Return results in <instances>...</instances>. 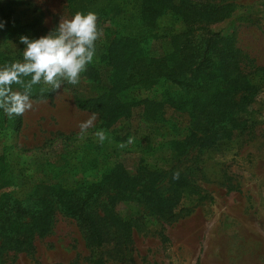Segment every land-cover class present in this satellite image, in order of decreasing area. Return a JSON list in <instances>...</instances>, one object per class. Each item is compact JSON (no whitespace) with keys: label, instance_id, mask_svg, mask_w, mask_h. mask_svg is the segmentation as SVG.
<instances>
[{"label":"rangeland","instance_id":"374dc122","mask_svg":"<svg viewBox=\"0 0 264 264\" xmlns=\"http://www.w3.org/2000/svg\"><path fill=\"white\" fill-rule=\"evenodd\" d=\"M5 1L18 3L16 14L23 22L41 17V26L47 31L36 38L54 29L61 19L73 16L67 0ZM212 2H230L233 6L226 19L211 30L235 39L255 65L264 67V0ZM97 23L103 29L96 42L97 55L81 74L79 83L64 82L62 89L51 97L32 98L33 108L22 114L20 130L15 129L14 117L4 129L0 128V157L17 174L11 185L2 186L0 193L12 190L15 184L23 189L29 176L38 179V174L44 176V169H49L50 164L63 163V155L68 159L67 173L61 176L66 179L65 188L74 190L78 183L94 187L100 183L106 167L116 162L131 171L141 163L164 165L162 155L167 151L161 143L184 137L187 113L168 110L171 117L178 118L177 132L181 135H177L169 123L149 121L141 106H136L127 120L115 121L110 128L103 125L99 113L78 106L77 99H87L110 87L113 70L102 56L117 26L109 21ZM182 30L184 23L167 14L146 43V50L152 55L171 52L169 32ZM15 39L16 36L4 40L0 35V50L19 60L22 48ZM91 66L101 80L93 79ZM188 78L183 76L184 80ZM255 80L261 81L262 86L240 117L241 130L210 148H194L187 158L186 154L181 156L179 167L184 169L192 164V179L198 189L182 197L173 218L165 220L143 202L129 198L116 204L118 215L133 218L135 225L132 241L124 243L116 253H105L107 264H264V70L257 71ZM165 89L182 86L167 81L153 90L131 89L128 96L136 100L155 97ZM13 91L22 90L15 87ZM93 114L96 120L82 140L79 126ZM233 122L234 118H230L229 128ZM97 131L105 133L107 139L103 143L95 137ZM99 150H103L100 155ZM90 252L75 219L58 211L50 233L35 241L32 252L9 251L0 256V264H89Z\"/></svg>","mask_w":264,"mask_h":264},{"label":"trees","instance_id":"16d2710c","mask_svg":"<svg viewBox=\"0 0 264 264\" xmlns=\"http://www.w3.org/2000/svg\"><path fill=\"white\" fill-rule=\"evenodd\" d=\"M67 1L71 15L93 12L97 22L109 21L117 26L102 56L113 70L110 87L87 99H77L78 106L99 113L107 128L115 121L127 120L133 109L141 106L149 121L169 123L177 135H181L177 132L178 118L171 117L168 110L187 113L184 137H172L161 143L167 151L162 155L164 165L141 163L131 171L123 163L116 162L106 167L100 183L94 187L82 181L84 185L78 183L74 190L65 188L66 179L61 176L67 173L68 159L63 155V163L50 164L49 169H44V176L38 174V179L29 176L23 189L15 184L12 190L0 193V256L9 251L32 252L35 241L50 233L59 211L75 219L83 231L91 248L89 264H107L105 253H116L120 246L132 241L135 225L133 218L124 219L118 215L116 204L129 198L143 202L165 220L173 218L182 197L198 189L192 179V164L184 169L179 167L181 156L186 154L187 158L194 148H210L241 130L240 117L257 98L262 83L256 81L255 76L264 67L255 65L254 59L236 45L235 39L211 30L213 25L226 19L233 6L230 2ZM17 5L0 0V21H7L0 29L4 40L16 36L19 42L21 36L36 38L47 31L41 26L40 16L23 22L16 14ZM167 14L182 21L184 30L169 32L171 52L152 55L146 50V43L154 36L160 19ZM12 61V56L0 50V64ZM90 68H93V79L101 80L97 70L93 66ZM183 76L189 78L184 80ZM167 81L181 83L183 90L165 89L155 97L139 100L128 96L131 89L153 90ZM15 87L23 90L16 84L12 85V90ZM53 93L44 84L35 85L32 98L46 99ZM13 117L15 129L20 130L23 116ZM11 118L0 109V128L4 129ZM230 118H234V122L229 128ZM102 152L99 150L98 154ZM16 177L15 171L0 157V191L3 185H11Z\"/></svg>","mask_w":264,"mask_h":264},{"label":"clouds","instance_id":"9594fccd","mask_svg":"<svg viewBox=\"0 0 264 264\" xmlns=\"http://www.w3.org/2000/svg\"><path fill=\"white\" fill-rule=\"evenodd\" d=\"M97 15L77 12L70 19H61L58 25L38 38L21 36L19 43L22 59L0 65V109L11 118L33 108L32 92L35 85H50L53 92L62 89L64 82L77 85L81 74L94 62L97 44L103 29L98 26ZM5 22L0 21V29ZM20 85L22 91H13L12 85ZM43 91V89H42ZM96 120L93 114L80 124V138ZM103 143L107 137L103 131L95 132Z\"/></svg>","mask_w":264,"mask_h":264}]
</instances>
